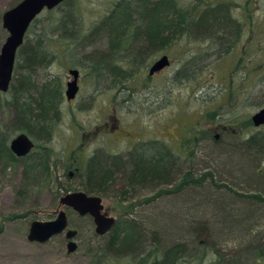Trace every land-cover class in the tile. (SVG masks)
I'll return each instance as SVG.
<instances>
[{
    "label": "rangeland",
    "instance_id": "1",
    "mask_svg": "<svg viewBox=\"0 0 264 264\" xmlns=\"http://www.w3.org/2000/svg\"><path fill=\"white\" fill-rule=\"evenodd\" d=\"M21 1L0 0V53L2 45L9 37L8 32L2 25L4 13L18 6ZM117 1L71 0L68 4H63L60 11H43L41 16H39V24L36 26L32 25L28 31V39L33 42L43 32L47 37V49L56 58L47 68L39 71V77L48 76L50 79L56 77L61 84L63 83L65 88L68 69L81 63L82 58L80 56L87 55L89 50L92 51L103 47L104 42L99 39L83 50L72 40L68 38L61 39L60 36L68 35V31L71 28L67 32L60 28L58 21L62 19L65 13L71 12L73 14L77 26L75 33L81 35L78 38L82 41L88 33L91 34L92 29L102 21L101 19ZM178 1L187 7L195 4L194 0ZM221 1L231 4V14L239 20V23L241 22L244 25L240 34V42L234 46L230 55L221 58L220 61L208 67V60L204 57L208 50L207 44L203 41H196L191 37L178 36L175 46L176 54L174 55L176 62L173 69H176L180 62L179 60L184 55L183 52L186 50L191 52V56L199 55L200 58L196 59L195 65L199 63H207V65L203 66L205 68L200 79L194 82L196 85L191 86L194 92L187 85H183L180 82H177L174 88H168L165 85V95L168 96L166 101L170 100V103L167 102L165 104L166 113L164 117L168 124L175 123L183 118L182 115L185 114V111L191 110L199 117L216 118L214 115L220 113L221 110L218 109L211 113V109L207 108L206 95L197 87L209 84V87H216L219 90L222 84H235L232 89L239 97L229 99V109L226 110L225 108V111H229L232 116L238 112L242 114L240 123L234 122L237 125L234 127L237 128L242 125L245 128L243 129L244 135L250 137L251 134L258 131V128L251 124L252 116L258 111L259 106L264 108V0H208L204 7ZM80 51L81 53L85 51V54H81ZM97 58H100V56ZM89 70V68L83 67V76L85 78L78 103L74 106H69L66 102H63L61 120L56 127L54 137L47 144L55 155L52 162L53 173L49 172L47 175L39 170L35 173H27L25 165L21 162L10 163L6 160L0 162V264L128 263V260L115 259L111 254L98 250L105 243L96 234L93 219L88 216H86L81 236L76 239L79 248L73 255L67 253L65 234L54 237L47 243L39 244L28 241V232L33 221L47 222L54 220L61 209L67 211L69 220L78 215L77 213L71 215L69 211L72 210L60 206V197L66 193L62 191L57 195V188L62 182L72 187L81 188L79 186L81 184L80 178L68 181L69 177L67 176L71 170L70 168L74 166V158L78 159L77 165L81 167L80 173L85 171L84 154L82 151L79 152L77 148L74 150V147L80 138V134L95 128L96 124L101 122L103 114L110 113L108 107L111 103L110 98L114 94L112 91L109 93V86L105 85V87L96 88L91 83L92 77L88 75ZM142 71L136 73V76L141 77ZM254 73L257 77H254ZM166 78H169L168 74L163 79L164 84L165 80H167ZM44 79L46 78L44 77ZM257 82H259V85L255 84ZM65 91L66 88L64 89V94ZM190 94L191 96H189ZM84 97L90 98L89 102L83 101ZM9 100L10 93H0V133L6 131L7 134H13L10 136L8 144L19 135L17 132L10 133L12 131L13 113L7 104ZM186 100L187 102L185 103ZM234 101L239 105L234 103ZM188 103L190 105L187 106ZM119 112H122L120 113L122 118L129 120L125 108ZM174 118L176 120L172 122ZM153 120V118L150 119L151 122ZM198 126L200 134L208 129L202 123ZM171 133L173 134V132ZM95 146L97 145L92 146L89 151ZM211 149H214L213 145L209 150ZM72 152L75 155L73 154L72 156ZM239 160L238 155L228 156L213 150L209 156L196 159L195 164L201 169L212 165V167L215 166L219 170L220 175H224L223 173L229 171L230 173L233 172L231 174L233 176L235 173L237 175L240 170L238 168L241 165ZM223 177L225 178L227 175L225 174ZM219 183L221 184V182ZM164 187L166 188V186ZM204 188L206 189L202 191V195L206 194L207 198L212 201L214 198L212 196L214 194L213 188L210 189L209 185ZM182 193H184V198H181L183 201L181 199L177 200L182 202L173 201L175 198H173L174 194L171 193L170 195L160 196L154 201V204L150 203L139 209L138 213L145 211L142 213L146 216V218L144 217V227L149 228L148 230L154 229L160 232L161 229L168 227L167 225L173 221V224H183L190 220L191 222H206L214 228H220L217 222V215L208 210V207L196 209L197 203L204 200L203 197H199V195L192 196V193L187 189L182 191ZM56 195L59 196L58 199ZM103 204L109 216L114 218L131 211L136 205L134 200L127 201V203H114V201L106 197H104ZM149 209L152 210L146 215ZM72 228L77 229L74 225H72ZM146 248L148 249V246ZM197 251L201 252V250ZM204 258L205 263L208 264L207 262L210 259L208 255ZM200 261V259L192 257L189 260V264H200Z\"/></svg>",
    "mask_w": 264,
    "mask_h": 264
},
{
    "label": "trees",
    "instance_id": "2",
    "mask_svg": "<svg viewBox=\"0 0 264 264\" xmlns=\"http://www.w3.org/2000/svg\"><path fill=\"white\" fill-rule=\"evenodd\" d=\"M207 1L194 0L195 4L188 7L178 0L130 1L129 4L123 5L125 16H129L126 18L125 28L142 26L137 25L138 19L132 16V13H137L142 23H145L143 24L145 27L172 25L175 28V39L178 36H187L196 41L210 40V46L216 49L218 56L226 55L240 42L244 25L231 14V4L221 1L204 7ZM69 2L71 0L66 3ZM39 22L37 18L33 25L36 26ZM58 22L63 31L70 27L74 29L76 26L71 12L65 13ZM185 25V29L178 28ZM102 27L101 24L97 28L100 30ZM147 37L150 40L152 36ZM28 38L27 33L17 55V66L7 104L13 113L10 133L28 134L36 148L26 158H18L13 155L8 144L13 134L2 131L0 162L5 160L10 163L21 162L25 165L27 173H35L39 170L48 175L49 172L53 173L51 161L55 155L47 144L54 137L62 117L64 89L56 77L53 79L48 76H44L46 79L39 77V71L47 68L55 59L47 49L46 35L40 33L33 42ZM150 42L152 43L151 40ZM213 150L228 156L238 155L241 162L238 166L240 169L238 174L232 176L233 172L226 171L223 174L227 177L224 178L215 166L201 169L197 167L195 160L179 162L170 158L168 162L160 161L154 164L152 181L159 191L155 196L141 200L148 205L151 201V204H154L160 196L172 193L175 198L173 201H177L184 198L182 191L187 189L192 196L199 195L204 198L197 203L196 209L208 207V210L217 215L219 229L206 222L187 220L183 224H173V221L160 232L154 229L148 230L149 228L144 227L146 216L142 213L145 211L138 213L139 211L134 207L131 211L116 217L115 226L106 236L101 237L105 244L98 250L111 254L115 259L128 260L127 264H189L192 257L200 259V264H206L204 257L207 255L210 258L208 264H263L264 131H257L245 140L234 139L232 143L215 144ZM132 173L131 179L143 182L141 179L144 178L145 184L149 185L150 173L146 168L136 169ZM118 177L115 163L98 160L96 163L92 162L79 177L81 188L62 182L58 185L56 194L62 191L67 194L71 191L83 190L88 195L106 197L114 203L136 200L134 197L121 196L117 192L115 184ZM129 181L134 184L130 179ZM218 182L223 185L219 183L220 186ZM207 185L210 189L213 188L212 201L206 194L202 195ZM151 210L149 209L146 215ZM69 212L71 215L76 214L73 210ZM85 219L86 217L81 218L77 215L70 220L71 227L74 225L79 231L78 237L81 236Z\"/></svg>",
    "mask_w": 264,
    "mask_h": 264
},
{
    "label": "flooded vegetation",
    "instance_id": "3",
    "mask_svg": "<svg viewBox=\"0 0 264 264\" xmlns=\"http://www.w3.org/2000/svg\"><path fill=\"white\" fill-rule=\"evenodd\" d=\"M130 1L134 0H118L114 3L101 19L102 21L82 41L78 38L81 35L75 33L77 26L74 29L71 27L68 31L69 34L60 36V38L72 40L82 50L90 47L89 45H92V42L97 41V39L104 42L103 47L87 51L89 52L87 55L80 56L82 59L79 65L68 69L63 102H66L69 106L78 103L85 78L83 67L90 69L88 75L92 77L91 83L96 88L105 87L106 85L109 86V93L114 92L108 107L110 113H104L101 122L96 124L95 128L80 134L74 150L77 148L79 152L82 151L84 154L85 171L91 166L92 162L96 163L98 160L115 163L116 173L119 174L115 184L117 192L124 197H134L136 199L134 200V203H136L135 210L138 211L140 207L148 205L141 198L146 200V198L156 195L157 187L152 181V171L156 162H168L170 158L179 162L201 159L207 157L213 151V149L209 150L212 145L232 143L234 139L241 141L248 137L244 135L243 129L245 128L242 125L237 128L234 127L237 126L234 122L240 123L242 114L238 112L232 116L229 111H225V108L226 110L229 109V99L239 97L232 89L235 84H222L219 90L216 87H209V84L197 87L206 95L207 108L211 109V113L218 109L221 110L220 113L214 115L216 118L199 117L195 112L189 110L185 111L180 121L175 122L176 119L174 118L172 122L175 123H167L164 117L166 113L165 104L170 103V100L166 101L168 96L165 95V85L168 88H174V85L180 82L191 89V86L196 85L194 82L202 76L205 68L203 66L207 63L195 65L196 59L200 58L199 55L191 56V52L186 50L183 52L184 55L179 60L176 69H173L176 62L174 60L176 54L175 28L172 25L145 27L143 25L145 23H142L139 14L132 13V16L138 19L137 25L142 26L126 29V18H129V16H125L123 5L129 4ZM66 2L63 4H67ZM63 4L53 10L60 11ZM101 24L103 30L97 28ZM60 28L63 29L61 25ZM178 28L185 29L186 25ZM149 35L152 36L150 38L152 43L147 37ZM203 42L207 44L208 50L204 57L208 60V67L220 61L221 58L230 55V52L234 49L232 47L228 54L218 56L216 49L211 48L210 40H203ZM81 54H85V51ZM98 56L100 58H97ZM164 57L167 58L170 65L162 71L151 73L154 66ZM16 66L17 62L15 69ZM141 70H143L142 76H136V73L141 72ZM72 71L78 72L77 84L80 89L75 99L68 100L66 99L67 86L76 79L71 74ZM167 74L169 78H166L164 84L163 79ZM255 76L257 77L254 73ZM255 84L259 85V82ZM62 88L65 89L63 83ZM218 93L220 94L216 96ZM89 99L84 97L82 100L89 102ZM123 108L127 110L129 120L122 118L120 114L122 112L119 111ZM261 109L263 108L259 106L258 111ZM151 118L154 119L153 122L150 121ZM201 123L207 126L208 129L200 134L198 125ZM257 128L258 131H264V126ZM94 145L97 146L89 151ZM74 150L73 152H75ZM73 152L71 153L72 156L75 155ZM73 162L74 166L70 168L71 170L67 174L70 180H76L83 174L80 173L81 167L77 165L78 159L74 158ZM144 168L150 173L148 186L145 184L144 178L141 179L143 182L131 179L133 171H136V169L144 170ZM129 179L135 185L131 184ZM172 187L170 186V188ZM65 242H67L66 239Z\"/></svg>",
    "mask_w": 264,
    "mask_h": 264
},
{
    "label": "water",
    "instance_id": "4",
    "mask_svg": "<svg viewBox=\"0 0 264 264\" xmlns=\"http://www.w3.org/2000/svg\"><path fill=\"white\" fill-rule=\"evenodd\" d=\"M68 0H22L18 6L4 13L3 26L8 32V38L2 45L0 53V93L10 92L17 55L25 42L26 34L34 24L33 22L41 16L43 11H52ZM167 58L159 61L151 73L162 71L169 66ZM76 79L67 86L66 99L73 100L79 92L77 84V71H72ZM254 127L264 126V108L256 112L252 117ZM13 155L26 158L35 150L36 145L28 134H19L9 144ZM60 206L73 210L79 217H90L93 219L95 232L104 237L116 224L117 218L109 216L103 205V198L97 195L89 196L85 191H71L60 197ZM28 241L47 243L52 238L65 234L67 253L73 255L79 248L76 239L79 231L71 227L67 211L61 209L57 217L50 221H33L28 232Z\"/></svg>",
    "mask_w": 264,
    "mask_h": 264
}]
</instances>
